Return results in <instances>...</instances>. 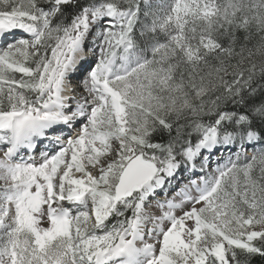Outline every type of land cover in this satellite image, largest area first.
Masks as SVG:
<instances>
[{
  "label": "snow or ice",
  "instance_id": "6c2138e0",
  "mask_svg": "<svg viewBox=\"0 0 264 264\" xmlns=\"http://www.w3.org/2000/svg\"><path fill=\"white\" fill-rule=\"evenodd\" d=\"M0 264H264V0H0Z\"/></svg>",
  "mask_w": 264,
  "mask_h": 264
}]
</instances>
